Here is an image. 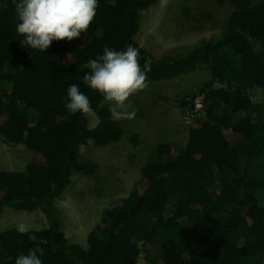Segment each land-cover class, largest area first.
Masks as SVG:
<instances>
[{
	"label": "trees",
	"instance_id": "trees-1",
	"mask_svg": "<svg viewBox=\"0 0 264 264\" xmlns=\"http://www.w3.org/2000/svg\"><path fill=\"white\" fill-rule=\"evenodd\" d=\"M158 1L99 0L85 33L41 53L21 46L13 0H0V142L33 152L24 171L0 170V213L39 211L47 223L0 231V264L37 246L43 264H264V0H183V26L220 31L155 58L135 36L141 13ZM129 44L141 66L152 61L148 83L208 72L179 102L192 111L202 97V115L188 124L177 154L169 142L153 147L140 180L119 207L105 210L83 247L65 237L54 208L74 173L97 171L80 162V147L116 144L123 129L101 94L81 83V65L105 46ZM72 83L89 96L92 113L66 111L62 97Z\"/></svg>",
	"mask_w": 264,
	"mask_h": 264
},
{
	"label": "rangeland",
	"instance_id": "rangeland-1",
	"mask_svg": "<svg viewBox=\"0 0 264 264\" xmlns=\"http://www.w3.org/2000/svg\"><path fill=\"white\" fill-rule=\"evenodd\" d=\"M182 2L159 0L141 13V26L135 40L155 58L183 52L199 39L220 31L219 26L212 28L206 24L194 28L183 26L178 16ZM209 79V73L201 71L167 82H147V87L130 97V106L123 109L135 110L136 117L118 121L123 129L118 143L102 148L90 142L80 147V162H91L98 168L92 176L74 173L72 184L57 200L54 212L70 242L86 247L88 233L100 222L105 210L119 207L121 200L140 180L141 169L148 156L153 154L154 146L169 142L174 155L180 151L187 140L186 123L192 118L179 108V102L187 91L199 88ZM96 122L91 115L89 127ZM32 155L33 152L24 145L7 146L0 142V170L22 172ZM46 227L45 218L39 211L5 207L0 213V231L11 228L33 231ZM139 264H143L142 259Z\"/></svg>",
	"mask_w": 264,
	"mask_h": 264
},
{
	"label": "clouds",
	"instance_id": "clouds-1",
	"mask_svg": "<svg viewBox=\"0 0 264 264\" xmlns=\"http://www.w3.org/2000/svg\"><path fill=\"white\" fill-rule=\"evenodd\" d=\"M13 4L21 46L45 53L53 41L70 42L85 33L96 16L99 0H13ZM138 55L137 48L131 44L124 50L105 46L102 54L81 65L87 70L81 83L101 94L115 121L135 119V110L123 109L130 106V97L147 87L152 61L148 59L141 66ZM62 100L71 115L93 112L90 98L81 91L80 84H70ZM43 255V249L37 246L27 254L17 255L15 264H43Z\"/></svg>",
	"mask_w": 264,
	"mask_h": 264
},
{
	"label": "built area",
	"instance_id": "built-area-1",
	"mask_svg": "<svg viewBox=\"0 0 264 264\" xmlns=\"http://www.w3.org/2000/svg\"><path fill=\"white\" fill-rule=\"evenodd\" d=\"M1 89V86H0ZM194 109L192 111H186V115L190 118L195 119L198 118L202 115V107H203V102H202V97H198L194 100ZM191 119L189 122L192 121Z\"/></svg>",
	"mask_w": 264,
	"mask_h": 264
},
{
	"label": "bare ground",
	"instance_id": "bare-ground-1",
	"mask_svg": "<svg viewBox=\"0 0 264 264\" xmlns=\"http://www.w3.org/2000/svg\"><path fill=\"white\" fill-rule=\"evenodd\" d=\"M187 125L190 124V122L186 123Z\"/></svg>",
	"mask_w": 264,
	"mask_h": 264
}]
</instances>
